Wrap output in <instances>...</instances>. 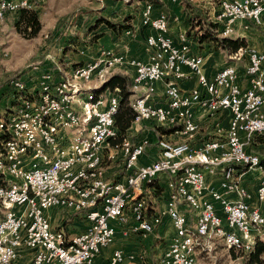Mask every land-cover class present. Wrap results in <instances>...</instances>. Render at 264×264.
<instances>
[{"label":"built area","instance_id":"2783aa9c","mask_svg":"<svg viewBox=\"0 0 264 264\" xmlns=\"http://www.w3.org/2000/svg\"><path fill=\"white\" fill-rule=\"evenodd\" d=\"M35 2L0 0V23L20 9H33ZM215 8L212 20L219 24L218 37L231 36L238 21L260 26L264 20V0H219ZM140 16L142 24L153 30L145 37L147 60L102 48L71 68L94 80L93 85L83 86L87 89L109 78L116 65H131L132 123L178 126L184 140L158 139L159 157L137 164L146 140L132 142L126 136L121 143H112L118 134L116 92L83 102L71 97L72 85L78 84L75 80L62 85L64 77L50 70L31 83L23 77L10 78L7 84L15 102L0 131L14 133L15 142L10 157H0L1 170L2 160L12 158L11 169L3 170L0 177V264H14L26 248L32 250L28 264H94L114 240L112 221L126 223L128 210L135 220L134 231L148 233L162 218L169 221L173 234L161 255L163 264H199L196 252H211L216 239L228 249L243 252L264 240V209L251 205L252 196L241 182L247 170L260 166L259 154L247 145L254 136L264 144V50L241 47L228 55L229 63L208 76L202 69L203 54L192 48L186 32L180 33L177 43L168 36L170 19L165 12L154 15L153 3L145 2ZM191 74L198 86L185 91L179 82ZM157 81L164 82L163 101L158 103L152 98ZM61 90H69V98H61ZM142 92L145 102H135V95ZM196 107L230 113L228 127L217 128L216 136L200 145L190 141L198 129ZM41 114H49V121L41 122ZM180 118H187V125H180ZM81 119H88V126H81ZM21 135H28V143H21ZM74 135L85 136L86 149L71 145ZM17 149H25V156H17ZM106 149L123 152L124 182L102 177ZM82 173H90L91 181L82 182ZM216 173L217 187L206 178ZM161 174L170 176L167 186L172 193L164 208L147 219L145 197L144 203H131V196L142 195L143 186ZM18 175H25V185H18ZM7 185H14V192H7ZM181 191H188V199H181ZM232 194L235 199L227 197ZM255 197L264 206V176ZM57 207L80 213L87 220L85 230L68 236L62 228H52L46 211ZM132 259V253L114 249L104 264Z\"/></svg>","mask_w":264,"mask_h":264},{"label":"crops","instance_id":"0c3cea01","mask_svg":"<svg viewBox=\"0 0 264 264\" xmlns=\"http://www.w3.org/2000/svg\"><path fill=\"white\" fill-rule=\"evenodd\" d=\"M218 1L219 0H188L190 6L187 7V5L182 2V0H159L158 3L153 4V14L156 15L159 12H165L169 16L170 26L168 36L175 43H177L179 41L180 33L187 32V30L190 31V39H192L193 33L196 29L194 28L190 30L188 21L192 16L199 14L206 18L207 21L212 20V16L216 11L215 7ZM142 3L143 2H141V4ZM108 17L113 19V16ZM114 19L116 21H120L117 19V17ZM131 23L133 29L131 31L123 33L120 36H116L110 29L101 27L100 25L96 29V32L97 34L102 35L97 38V42L92 43L91 46L87 48L82 47L79 52H77V54L68 57L74 58V61L70 63L71 66L88 61L89 59L94 57L102 48H110L117 52H124L128 56L147 60L149 51L145 45V37L149 33L153 32V30L142 24L139 13L137 14V17L131 20ZM248 25L251 27L254 26L249 21H238L235 25L234 35H231L230 37H245V34H243V27H247ZM255 26L256 29L262 31V36L257 35L252 38V42L250 44L253 48L255 47L258 50H264V28L257 25ZM195 48L196 51L203 54L204 56L202 69L203 72L208 76H212V74L217 69L227 64L225 58L227 56L226 51L220 50V48H214L211 43L204 42L201 44H195ZM53 66L54 68L52 67V70L56 74L62 76L69 75V72L72 70H67V73L65 72V74H61L57 73L56 71V68L58 66L56 64ZM184 70L188 71L186 67H184ZM115 72L125 73L131 77L134 73V68L128 64L116 65L112 69V74ZM179 84L185 91L198 86V82L194 74H191L189 78L180 81ZM163 89L164 82L157 81L154 83V92L152 93L154 102L158 103L163 101ZM88 92L92 91H89V88H84L81 94L82 97H80V99H82L83 101L87 100ZM105 93H108V91L103 92L99 96H105ZM141 94H143V92ZM93 97H96V95L94 94ZM193 113L194 120L197 123L198 129L197 133H195L194 137L190 140L191 144L200 145L201 142L216 136L217 128L225 130L229 125L230 113L228 110L210 112L201 109L200 107H196L194 108ZM185 121L186 118H180V125H187ZM149 124L150 121H143L140 124H134L133 126H130L127 132V139L132 142L138 140L147 141L144 153L139 157L137 164H145L159 157V148L157 146L158 139L165 138L169 141L177 142L184 140L185 138L181 135V133L177 131L172 133H160V137H157L153 129L155 125ZM75 138L76 135L73 136L71 142ZM113 152L114 151H111V149H106L104 151L101 175L104 179L112 183H115L117 181L124 182L126 174L125 168L123 167L124 154L121 150H117L116 153ZM206 178L209 182L217 187L219 173H216L215 175L207 174ZM169 179V175L161 174L158 181H153V185L147 183L143 186L142 196L145 197V199L147 198L146 201L148 200L146 209L147 219H150L153 215L158 214L164 208L168 196L172 193V190L167 186V182ZM260 179L261 177L259 173L251 172V170L249 169L245 172L241 182L248 189L249 193L252 196L250 199L251 205L260 206L262 209H264V206L260 205L255 197L256 188L259 184ZM156 183L158 187H160V191H158L156 186H154ZM227 197L231 199L236 198L234 194L227 195ZM206 199L211 198L207 195ZM148 203L150 206L148 205ZM214 203L218 213H220L221 211L219 204L215 201ZM182 208L184 210L186 209L185 206H182ZM187 214L190 216L189 213ZM220 214L223 216L222 213ZM46 215L48 216L52 228H62L64 231H66L68 236H73L81 233L87 226V220L80 213L73 212L72 210L64 207L51 208L46 211ZM112 224L115 226L114 240L109 246L102 249L100 255L95 258L94 264H104V262L109 258L111 252L114 249H121L126 254L132 253L134 255V259L126 260L124 264H155L156 260L152 259V257H154L153 255L155 254L150 251L153 240L159 241L158 244H153L156 245V248L162 245V241L165 242V245L159 248L160 251L158 253V257H160L167 249L170 238L173 234V228L171 227L167 218H162L161 223L156 225L151 232L143 233L141 231H134L132 227L135 224V220L133 218L131 210H128V219L126 223L117 224L115 221H112ZM147 235H150L151 241H149V238L146 237ZM149 242H151V244Z\"/></svg>","mask_w":264,"mask_h":264},{"label":"rangeland","instance_id":"374dc122","mask_svg":"<svg viewBox=\"0 0 264 264\" xmlns=\"http://www.w3.org/2000/svg\"><path fill=\"white\" fill-rule=\"evenodd\" d=\"M141 2L143 3L141 4ZM145 2L146 0H36L33 11L38 14L41 29L38 34L32 38H25L16 31L14 26L16 13L7 15L4 21L0 23L1 112H7L9 107L15 102L12 89L4 84L7 78L11 76V78L23 77L29 80L31 77V79H34L45 70L51 69L50 71L54 72L51 66L55 64L58 66L57 68L55 66L57 73H67V70H71V67L75 66V64L72 66L70 64L74 61V58L68 57L77 54L82 47L87 48L91 46L92 43L97 42V38H99L100 35L97 34L96 30L90 31V27L99 15L105 17L113 16V19L108 17L111 20H115L114 18L117 17V19L121 21L128 15L133 19L137 17L138 13L140 14ZM196 16L199 17L200 15L196 14ZM260 26L264 28V20ZM101 27L106 26L101 24ZM247 27H243V34H245V37L242 38L248 42L247 45L249 47H252L250 44L252 42L251 39L257 35L262 36V31L256 29V26L251 27L248 25ZM59 32L63 34L57 37L56 34ZM232 35H234V33ZM70 41H72V44L69 43ZM192 42V48L196 50L195 41L192 40ZM69 46L70 49L65 53L66 48ZM72 47H74L75 50ZM226 55V63H228L230 62L228 57L229 54L226 52ZM93 82L94 80H91L89 84L92 85ZM93 92L87 93V100L93 99ZM108 93H105V96L109 97ZM105 96L99 97L104 98ZM6 117H9V113ZM3 123H5V118L1 116L0 126ZM150 124L152 125L154 123L150 121ZM133 125L132 123L131 126ZM1 128L2 126L0 129ZM1 132L6 133V131H0V134ZM8 138L10 137L7 134L5 138L1 137L0 141L3 139L7 140ZM72 138L73 137H71V140ZM246 148L249 149V145H247ZM1 152H3L2 146L0 148V153ZM250 170L251 172L259 173L261 178L264 176V170L261 166ZM23 207L24 205L22 208ZM190 216L193 218V214ZM146 237L151 241L150 235ZM158 242L159 241L153 240V244H158ZM149 243L151 244V242ZM153 244H151L150 251L155 255H153L154 257H152V259L156 260L155 264H163L161 262V256L158 257V253L160 251L159 248H161V246L163 247L165 242L162 241V245L158 248ZM31 253V249H24L21 257L14 264H28ZM195 255L199 264H236L241 260L240 253L228 249L220 239L215 240L211 252L198 250Z\"/></svg>","mask_w":264,"mask_h":264},{"label":"trees","instance_id":"16d2710c","mask_svg":"<svg viewBox=\"0 0 264 264\" xmlns=\"http://www.w3.org/2000/svg\"><path fill=\"white\" fill-rule=\"evenodd\" d=\"M146 2L158 3L159 0L149 1ZM187 7L190 6L188 0H182ZM16 13V19L14 21V26L16 31L21 34L25 38H32L38 34L41 29V24L38 18V14L33 11V9H20ZM131 17L128 15L121 21L111 20L108 17L103 15H99L92 26L90 27V31L96 30L101 24H104L108 29H110L116 36H120L125 32L131 31L133 29L131 23ZM190 30L195 29L193 33L192 40L195 41V44L201 43H211L214 48L216 49H223L227 52V54H231L237 49L241 47H245L247 42L243 38H231L228 37H218L217 33L219 31V24L212 21L206 20L203 16H192L189 18ZM255 26V25H254ZM190 31L187 30L186 34L190 39ZM62 32L56 34L57 37L62 36ZM102 35V34H98ZM190 39V41L192 42ZM72 44V41L69 42ZM193 43V42H192ZM69 44V45H70ZM74 50L75 48L72 47ZM70 49V46L66 48L65 53ZM49 64V62H48ZM81 64V63H78ZM54 68V66H51ZM14 76V75H13ZM12 76V77H13ZM7 78L4 82L6 86L9 87L7 82L9 81ZM31 77L29 80L25 79L26 83L31 82ZM3 84V85H4ZM131 86V77L125 73L115 72L111 74L106 82L103 83L101 88L94 91V94L99 95L105 91L108 92H116L119 95V104L118 109L115 114V126L117 129V138L112 143H121L123 138L127 136V131L129 130L133 118H134V111L132 110L131 106L129 105V101L131 99L132 92L130 90ZM10 88V87H9ZM94 97V99L96 98ZM9 113L7 112L2 113L0 110V117L4 116ZM178 126L174 125H165V126H154V132L157 137H160V133H172L178 130ZM7 133L1 132L0 138L6 137ZM249 151L256 152L260 156V166L264 170V144L261 137L254 136L250 143H249ZM0 177H3V173H0ZM160 177V176H159ZM159 177L154 179L153 181H158ZM153 181L149 182L150 185H153ZM0 183L2 180L0 178ZM147 184V183H146ZM1 186V185H0ZM156 186L157 190L160 191V187H158L157 183L154 185ZM142 199L144 203V197L142 195H138L131 199V203H135L137 200ZM230 250H233L230 248ZM235 251V250H233ZM240 253L241 260L239 263L236 264H264V240H258L254 244L253 248L250 251L243 252V251H235Z\"/></svg>","mask_w":264,"mask_h":264},{"label":"bare ground","instance_id":"6f19581e","mask_svg":"<svg viewBox=\"0 0 264 264\" xmlns=\"http://www.w3.org/2000/svg\"><path fill=\"white\" fill-rule=\"evenodd\" d=\"M62 78V85H70V80H75L76 83L71 87V97H82L81 94L85 87L89 86L90 78L83 74L79 69L72 68L69 72V75H64ZM108 78H102L101 84L96 86L95 88H89L92 92L96 89L101 88L104 82L107 81ZM145 94H136L135 102H145ZM94 96V95H93ZM61 98H69V90H61ZM105 98V97H104ZM102 97H96L91 100H84L83 102H91L93 100L104 99ZM49 114H41V122H48ZM187 124V118H186ZM4 124V123H3ZM81 126H88V119H81ZM2 129V128H1ZM10 138L7 140L3 139L4 142L3 152L0 153V157H10L12 152V142H15V134L7 133ZM21 143H28V135H21ZM73 145L77 146L78 149H86V140L84 135H76V138L72 141ZM1 144V141H0ZM17 156H25V149H17ZM12 167V158H4L2 160V169L10 170ZM3 170L0 169V173H3ZM91 174L90 173H82V182H90ZM18 185H25V175H18ZM7 192H14V185H7ZM3 193V185L0 186V195ZM138 195L131 196V199ZM181 199H188V191H181ZM135 203H143L142 199L137 200Z\"/></svg>","mask_w":264,"mask_h":264}]
</instances>
